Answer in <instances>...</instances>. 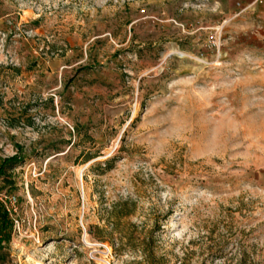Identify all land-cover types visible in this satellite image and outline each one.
Segmentation results:
<instances>
[{
    "label": "rangeland",
    "instance_id": "rangeland-1",
    "mask_svg": "<svg viewBox=\"0 0 264 264\" xmlns=\"http://www.w3.org/2000/svg\"><path fill=\"white\" fill-rule=\"evenodd\" d=\"M0 167V264H264V0H0Z\"/></svg>",
    "mask_w": 264,
    "mask_h": 264
},
{
    "label": "trees",
    "instance_id": "trees-1",
    "mask_svg": "<svg viewBox=\"0 0 264 264\" xmlns=\"http://www.w3.org/2000/svg\"><path fill=\"white\" fill-rule=\"evenodd\" d=\"M14 161V158L10 159L9 162H13ZM3 163H7V161H4ZM3 168L4 167H0V175L3 173ZM3 215V214H2ZM1 230V229H0Z\"/></svg>",
    "mask_w": 264,
    "mask_h": 264
},
{
    "label": "bare ground",
    "instance_id": "bare-ground-1",
    "mask_svg": "<svg viewBox=\"0 0 264 264\" xmlns=\"http://www.w3.org/2000/svg\"><path fill=\"white\" fill-rule=\"evenodd\" d=\"M81 171H82V170H79V171H78V179H79L80 176H81Z\"/></svg>",
    "mask_w": 264,
    "mask_h": 264
}]
</instances>
